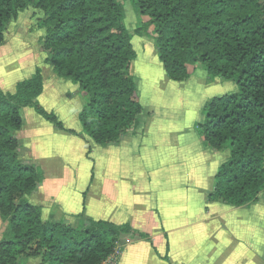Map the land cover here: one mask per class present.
<instances>
[{
  "label": "trees",
  "instance_id": "16d2710c",
  "mask_svg": "<svg viewBox=\"0 0 264 264\" xmlns=\"http://www.w3.org/2000/svg\"><path fill=\"white\" fill-rule=\"evenodd\" d=\"M134 1L147 20L130 32L123 0H0V46L13 21L22 13L33 16L42 60L84 100L77 133L39 102L41 67L14 93L0 90V264H102L126 236L152 241L129 223L84 213L72 221L47 218L43 205L32 200L43 169L22 155L18 135L26 107L102 146L137 134L146 112L133 74L135 35L153 41L171 81L185 82L195 70L235 83L234 92L207 100L196 125L203 149L226 156L208 202L240 208L264 197V0Z\"/></svg>",
  "mask_w": 264,
  "mask_h": 264
},
{
  "label": "crops",
  "instance_id": "0c3cea01",
  "mask_svg": "<svg viewBox=\"0 0 264 264\" xmlns=\"http://www.w3.org/2000/svg\"><path fill=\"white\" fill-rule=\"evenodd\" d=\"M132 41L134 71L158 72L146 78L148 88L137 83L146 112L137 134L102 146L58 129L34 108L23 110L25 122L18 132L22 155L44 172L32 200L43 205L47 218L72 221L84 213L129 223L150 235L152 241L126 236L119 264H264V200L240 208L208 202L226 156L203 149L196 125L204 119L207 100L222 94L225 82L195 70L185 82L171 81L153 41L138 35ZM32 43L18 31L0 46V90L14 93L18 82L41 67L39 102L80 133L84 100L69 84L57 81ZM135 44L142 46L141 59ZM3 226L0 218V236ZM38 263L33 259L28 264Z\"/></svg>",
  "mask_w": 264,
  "mask_h": 264
},
{
  "label": "rangeland",
  "instance_id": "374dc122",
  "mask_svg": "<svg viewBox=\"0 0 264 264\" xmlns=\"http://www.w3.org/2000/svg\"><path fill=\"white\" fill-rule=\"evenodd\" d=\"M123 2L125 5V10H126L125 24L127 25L130 32H133V30H135L137 26L140 25L142 17L137 12L136 4L134 0H123ZM22 15L24 16V14L22 13L20 18H18V20H15L10 24L8 28V38L13 37L15 33H17L18 31H21L22 34L24 35L28 34V37H31L33 39L32 47L34 48L35 52H37L39 57L42 58V51L40 49L41 45H40V39H39V37L41 36V32L39 30V24L38 22L36 23L33 16L23 17ZM135 45L139 53L141 54L140 55V59H141L142 58V52H141L142 46L137 45V44ZM138 66L139 65L137 64V67ZM138 69L139 71H134L133 73L135 76L136 82L139 83L141 87L144 86V89L148 88L147 86L148 82L146 81V78L149 75L156 77L158 74L157 68L149 69L148 71L146 69H142V72H140L141 69L139 67ZM141 78L143 80H141ZM223 82L225 83H223L221 87L222 88L224 87V88L223 89L221 88L222 90L220 93L223 94V93H228V92H234L236 90V85L233 81L223 80ZM74 95L77 96L76 92H74ZM66 121L69 124L71 123L70 120H66ZM262 199L264 200V197Z\"/></svg>",
  "mask_w": 264,
  "mask_h": 264
},
{
  "label": "built area",
  "instance_id": "2783aa9c",
  "mask_svg": "<svg viewBox=\"0 0 264 264\" xmlns=\"http://www.w3.org/2000/svg\"><path fill=\"white\" fill-rule=\"evenodd\" d=\"M121 253H122V246L120 245L102 264H119Z\"/></svg>",
  "mask_w": 264,
  "mask_h": 264
}]
</instances>
